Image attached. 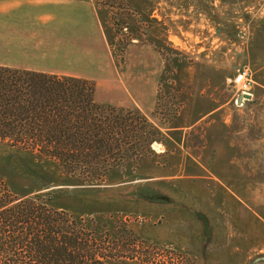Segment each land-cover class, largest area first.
I'll return each instance as SVG.
<instances>
[{
	"label": "rangeland",
	"instance_id": "obj_1",
	"mask_svg": "<svg viewBox=\"0 0 264 264\" xmlns=\"http://www.w3.org/2000/svg\"><path fill=\"white\" fill-rule=\"evenodd\" d=\"M151 1L144 17L120 0H0V65L92 81L97 102L147 114L168 151L137 178L73 183L0 144V204L110 218L83 231L112 256L98 264H264V0ZM101 15L127 17L113 43Z\"/></svg>",
	"mask_w": 264,
	"mask_h": 264
},
{
	"label": "trees",
	"instance_id": "obj_2",
	"mask_svg": "<svg viewBox=\"0 0 264 264\" xmlns=\"http://www.w3.org/2000/svg\"><path fill=\"white\" fill-rule=\"evenodd\" d=\"M122 1L125 9L137 10L144 17L152 5L151 0ZM97 2L114 8L116 0ZM101 21L111 43L127 26L126 15L114 21V27L102 15ZM142 35L138 31L126 36L134 41ZM148 118L136 108L97 102L90 80L0 65V144L48 164L67 182L86 181L84 175L90 169L94 175L89 182H99L137 178L162 165L160 159L168 151L152 149L154 142L163 141ZM142 148L148 155L137 154ZM37 199L11 207L10 202L0 204V248L5 249L0 264H98L97 259L112 258L106 252L97 256L87 251L89 243L83 242V231L96 239L88 234L89 228L97 234L99 229L112 231L110 218L96 215L83 221L77 214L70 218L65 208L50 200L40 204ZM130 251L131 258H136L138 251Z\"/></svg>",
	"mask_w": 264,
	"mask_h": 264
},
{
	"label": "crops",
	"instance_id": "obj_3",
	"mask_svg": "<svg viewBox=\"0 0 264 264\" xmlns=\"http://www.w3.org/2000/svg\"><path fill=\"white\" fill-rule=\"evenodd\" d=\"M3 65H7V64H3ZM7 66H10V67H15V68H23V69H28V68H25V67H17V66H12V65H7ZM37 70V69H36ZM38 71H44V70H38ZM44 72H51V71H44ZM52 73H57V72H52ZM60 74V73H58ZM66 75H71V76H76V75H72V74H66Z\"/></svg>",
	"mask_w": 264,
	"mask_h": 264
},
{
	"label": "built area",
	"instance_id": "obj_4",
	"mask_svg": "<svg viewBox=\"0 0 264 264\" xmlns=\"http://www.w3.org/2000/svg\"><path fill=\"white\" fill-rule=\"evenodd\" d=\"M245 73H246V72H245ZM240 99H242V101H243V100H245L246 98H245V96H244V95L242 96V98H240V97H237V99H236L237 103L240 101Z\"/></svg>",
	"mask_w": 264,
	"mask_h": 264
}]
</instances>
